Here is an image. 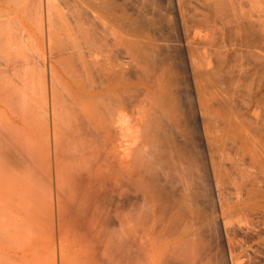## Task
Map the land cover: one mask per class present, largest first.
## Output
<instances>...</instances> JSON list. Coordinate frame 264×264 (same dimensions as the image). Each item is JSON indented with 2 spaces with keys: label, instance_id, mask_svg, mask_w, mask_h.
<instances>
[{
  "label": "bare ground",
  "instance_id": "bare-ground-1",
  "mask_svg": "<svg viewBox=\"0 0 264 264\" xmlns=\"http://www.w3.org/2000/svg\"><path fill=\"white\" fill-rule=\"evenodd\" d=\"M2 1L0 154L19 164L1 167L0 155V264H262L244 260L235 236L246 227L232 224L250 211L246 223L264 219V205L246 201L264 197L251 172L264 170V139L232 106L249 64L212 41L213 26L206 52L189 37L180 52L157 33L165 15L144 5ZM246 182V199L225 204L223 188Z\"/></svg>",
  "mask_w": 264,
  "mask_h": 264
},
{
  "label": "rangeland",
  "instance_id": "rangeland-1",
  "mask_svg": "<svg viewBox=\"0 0 264 264\" xmlns=\"http://www.w3.org/2000/svg\"><path fill=\"white\" fill-rule=\"evenodd\" d=\"M126 1L128 3V4H126L127 7H128V11H130V12L134 10V9H132V7H134V6L135 7H139V5L143 7V5H144L145 8L150 12V15H152L153 12L156 13L157 11L158 12L156 14L165 15L164 16L165 19H163V20L164 21L166 20V21L165 22L164 21L163 22L161 21L159 23L158 29L159 30L161 29V30L160 31L158 30L157 33H158V35L161 33V35H159V37L162 36V35H163L162 37H165L168 34L169 36L168 35L167 36L170 39L168 37H166V38H168L170 41L172 40L173 42H175V44L174 43L173 44L174 45H178V46H176V49H178L180 47L178 49V50L181 49L180 52H184L185 51L184 50L185 49L184 47L187 44L185 42L188 41L187 40V37H189V40H192L194 46L198 50H201V52L202 51L203 52H206L207 51V49H206L207 47L204 48V46H206V45H203L206 42L203 43V40L206 38L207 34H210V30H211V29L209 30V29H206V28H211L213 26L212 27V30H213L217 26L216 30L215 29L213 31L211 30V32H212V34L214 36L216 34L219 37L215 36L212 39V41H214V39L216 41V40H218V38H220L222 41L220 39L218 41L219 42H222L221 44H223V42H225L223 45H226V47L227 46L229 47L228 49H230V56L233 53H235V55H232V56H234V58L237 56L236 57V60L237 59L240 60L239 57L242 58V60H240V61L237 60L238 63H243L244 62V65L245 64L246 65L249 64L248 66H245V68L247 67L249 69V71H250L249 72L247 70L248 71L247 85H244L243 87H241L239 92H234L232 94V98H233V102H232L233 105L232 106L234 107L233 108L234 109V112L237 110V112H235V113L236 114H239V116H241L240 118H243L245 120L244 121L242 119L245 122V126L244 127H246V128L249 127L248 129L251 130L252 133H254L257 136L258 135L261 136V140L264 139V73L262 75V71L264 70L263 69L264 68V64L262 65V64L258 63V62L264 63V61H263V59H264V0H126ZM214 2H216V3L218 2V4L220 6L218 4H216V7H217L216 8ZM217 5L221 9L218 10L219 7ZM222 5L223 6L225 5L224 6L225 8ZM3 7H5V8H3ZM0 8H1L0 9V15H2V14L5 13V9L7 7H6V5H3L2 4V5H0ZM215 8L217 10H215ZM222 10H223V12H222ZM215 11H216V13H215ZM219 12H220V15H219ZM223 14H224V16H222ZM167 16H168V18H166ZM2 17H0V18H2ZM167 20L170 21V22H168ZM213 22L216 23L215 26L213 25L214 24ZM168 24H169V27L170 28L167 26ZM226 24H227V27H226ZM218 26H220V28ZM228 26H231V28H234V29H232L233 31ZM218 28L220 29V32H219V29ZM201 29L204 30V31H199ZM205 30L206 31L208 30L207 31L208 33ZM221 31H222V33H221ZM163 32L166 33V34L164 35ZM197 32H201V34L199 33L200 35L198 36ZM220 33H221V37H220ZM212 34H210V35H212ZM192 36H194V38ZM200 36L201 37L202 36H205V38L204 37L201 38ZM190 37L193 38V39H191ZM208 37L209 36H207L206 40L208 39ZM210 37H212V36H210ZM245 37H248V38L245 39L246 40V43L243 40ZM242 40H243V44L245 43L247 45V42L250 44V45L248 44L250 46V49H249V47H246L245 44H244V47H243V44H242V47H241V44H239V43H241ZM211 42L208 40V43H211ZM177 43H180V44H177ZM231 43H232V46H230ZM181 44H182V46H181ZM32 45L30 47V45L28 46V44H27V48H25L27 51H25V52H27L28 57L30 56L29 57L30 60L33 59L35 61V59L37 58V56H38V58L40 60L42 58L41 53H39L41 51V49L39 48L40 49L39 51L38 50H35L34 48H36V47L33 48ZM33 46H35V45H33ZM234 47H236L237 49L234 48ZM37 48H38V46H37ZM231 48L234 49V52H233V50H231ZM204 49H205V51H204ZM247 49H248V51L246 52ZM36 51L40 55H38V53ZM231 51H232V53H231ZM258 53H260V57H258L259 56ZM202 54H204V55H202ZM205 54H208V53H201L200 55L205 56L206 57L205 60H208L209 58L207 59V55H205ZM240 55H243V56H240ZM40 56H41V58H40ZM45 56H46L45 57L46 63H48L50 61L51 57H50L49 53H47V52H46ZM246 56H247V58H246ZM256 56H257V58H260V60L261 59L262 60L261 61L258 60L256 58ZM48 57H50V58H48ZM243 57H245L246 60L243 59ZM210 58H212V56ZM213 58L215 59L216 57L213 56ZM214 59H212V60L210 59V60L212 62H214L215 61ZM42 60H43V58H42ZM36 62H39L40 63L41 60L40 61L37 60ZM33 63H35V62H33ZM257 64H258L259 67L257 66ZM257 67H258V69H257ZM259 68H260V70L261 69L262 70L260 71ZM257 70H259L260 73H257ZM219 72L223 73V75H221V73H218L219 74L218 76L220 77L219 79L221 80V78H222V80L224 82V79L227 78V75L223 71H219ZM249 73H251V74L249 75ZM260 74H261V76H260ZM224 75H226V77ZM223 76H224V78H223ZM223 82H220L221 85H222V87L224 85H227L226 86V89L229 90L228 89L229 84L228 83L225 84L226 80H225L224 83ZM259 136H258V139H260ZM262 142H263V140H262ZM263 149H264V144H263ZM1 157H2V155H1ZM5 157L6 156L2 157L1 167L2 166L4 168L7 167L10 170V169H12V167H14V163H16L15 162L16 160L14 158H12V156H11L10 153L7 155V157H6L7 159H3ZM3 160H4V162H3ZM18 162L19 161L17 160V163ZM229 162L227 161L228 165H231V166L234 165V164H230ZM231 166H229V168H231ZM232 168L234 170L235 167L233 166ZM256 170L257 169H255V168H253V170H251V172L254 175L253 177L255 178L256 176H258L259 179H257V180H260V182H261V178H264V173H263L264 170L262 172H260L259 170H257V171ZM6 173H7V171H6ZM252 173H250V177L251 178H252V176H251ZM234 174H236V173H234ZM7 177H5V178H7ZM257 180H256V182H259ZM262 180H264V179H262ZM263 182L264 181H262V184H260V185H262L261 186L262 188H263ZM259 183H255V184L256 185L257 184L259 185ZM229 184H227V187L226 188H223L224 191H222L221 194H223V192L225 193L226 191H227V193L229 192L228 194L225 193L224 196L226 198V195H227V198L229 197L230 199L229 198L228 199L226 198L225 199L226 202H225L223 200L224 199V196L221 195V197H223V198H221L223 200V203L225 202V204H227V200H231L230 201L231 203H228V204H234V203L236 204L238 202L237 199L239 201L241 200V197H242V200L244 198L246 199V197L248 196V192H250V190L248 188H250L251 182L250 183L249 182L248 183L246 182L245 183L246 185L245 184H244L245 186L243 185V187L248 186V187L244 188V191L246 190L245 191V194H244V191L242 189L243 187L240 188L242 190H239L236 187L238 189L237 190L238 192L241 191L239 193H236L237 191L235 192V189H236L235 186H233L234 187L233 189H230V188H232V186L229 188V186H230ZM231 185H233V183H231ZM255 186L253 185L254 189L259 187V186L258 187L257 186L255 187ZM251 188H252V186H251ZM260 188H258V190H260L262 192V190H261L262 188L261 189ZM228 190H230V191H228ZM252 190H253V188L251 189V191ZM263 190H264V188H263ZM253 191L256 192V190H253ZM238 194L240 196H236ZM241 194H243V196H245V197H243ZM251 194H252L253 197H251V195H249L251 199L249 198V196L247 197L248 198V200L246 199L247 204L250 205V204H253V203H260V204L264 205V197L263 196H260V194H259L260 197L259 196L256 197V193H254V192L253 193L251 192ZM257 194H258V192H257ZM237 197H240V198H237ZM252 198H253V200H252ZM233 201H237V202L232 203ZM248 201H250V202H248ZM261 209H262L261 211L264 210V208H261ZM250 212H248L247 214H245V216H243L244 213L238 214L239 217H238V215H236L237 220H239L240 218H243V219H240V221H239V222H242V220L244 221L246 219V218L244 219V217H246V216L248 217L249 216V220H246L243 223L247 224V226L249 224V226L250 227H253V228L257 227V228H255V230L256 229L258 230V228H259L258 233L259 234L262 233L261 235L263 236L264 235V225H263L264 224V219L262 220V223H258L257 226H254V225L252 226V225H250V223H246V222H249V221L251 222V220L253 221L256 218V217H251L253 219H250V216H251V214L249 215ZM221 214H220V216H223V213H221ZM253 214H254V211H253ZM261 215L263 216L262 218H264V214H261ZM233 219L234 218H232L231 221ZM226 220L228 221L227 218H226ZM237 220L235 219V221H237ZM231 221L230 220L228 221L229 222V225L226 224V226L228 225L227 228L230 226L229 228H231V230L234 229V228L236 229V227L237 228L238 227H240V228L241 227L242 228H245L246 227L245 228L246 230L244 229L245 231H247L246 234H245V231H244V233L243 232L241 233L240 231H242V230H240L239 232H238V230H235V229L232 230V232L235 231V233L238 232V234L241 233L243 235V236H241V235L236 234L235 237L240 236L239 237L240 240H241V237H243L242 240H244V241L241 240V242H243V244L246 245V246L243 245L241 247L242 248V251H243L241 253L245 256L244 260L246 259V261H247L248 260L247 257H249V258L251 257L252 260L254 259V257H256L257 259H254L255 261L257 260V262H259L261 260L260 262L261 263L262 262L264 263V247L262 248V247H259L258 246L259 248H261V249H259L257 247L258 250H260V251H258V250H256L257 249L256 246L254 245V247H253V243L250 242V240L248 239L252 235V233H250V232L248 233V229L249 230H252V228H250L249 226H248L249 227L248 228L247 226H245V224H242V223L241 224L239 223V225H241V226H239L237 224L238 222L237 223L236 222L235 223L232 222V224L235 225V227H234V226H231L232 224L230 225V222ZM236 224H237V226H236ZM261 224L263 225V227H261L262 226ZM232 227H234V228H232ZM260 227H261V229H260ZM240 228H238V229H240ZM231 230H230V232H231ZM235 233H234V235H235ZM244 234H245V236L246 235H248V236L244 237ZM231 236H232V234H231ZM239 239L236 238V240H239ZM246 240H247V242H246ZM245 242H246V244H245ZM249 246L251 248L252 247L253 248L251 249ZM248 248H249V251H248ZM244 250H245V252H244ZM261 250L263 252H261ZM249 254H251L252 256L249 255ZM258 259H260V260H258Z\"/></svg>",
  "mask_w": 264,
  "mask_h": 264
}]
</instances>
